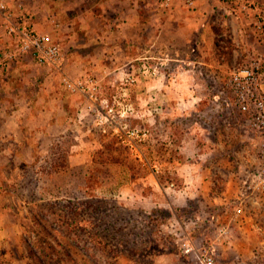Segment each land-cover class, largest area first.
I'll use <instances>...</instances> for the list:
<instances>
[{
    "label": "rangeland",
    "instance_id": "rangeland-1",
    "mask_svg": "<svg viewBox=\"0 0 264 264\" xmlns=\"http://www.w3.org/2000/svg\"><path fill=\"white\" fill-rule=\"evenodd\" d=\"M4 1L9 11L24 15L39 33L50 30V17L58 20L60 27L53 37L66 54L63 70L68 66L74 75H80L79 61L89 67L96 64L93 38L85 43L90 46L87 51L80 49L85 46L82 34L91 31V36L94 25H82L72 18L84 11L93 16V9L87 8L92 0H21L20 12L14 0ZM146 1L151 13H156L160 0ZM167 13L173 15V9ZM208 27L216 37L206 36L204 41L218 58L231 63L232 70L244 65L243 60L259 58L256 52L262 50L257 42L244 41L241 36L248 26L240 24L234 34L226 26ZM249 27L252 29L251 24ZM14 47L0 24V52ZM150 62L156 66L158 61ZM138 67L132 75L134 83L125 82L122 75L116 78V89L109 87L108 80L101 86L100 98L108 100L114 114L107 133L91 112L81 109L83 99L65 90L59 74L41 70L31 56L20 57L10 76L0 70V264H201L194 252L185 253L176 243L183 231L180 219L188 228L207 232L227 224L226 239L236 260L231 264H264V246H257L255 233L259 221L252 215L253 208L264 212V203L258 201L257 190L253 191L256 184L250 181V166L262 138L246 129L243 115L224 106L222 100L207 108L200 106L204 114L196 119L188 112L181 121L183 130L193 122L199 130V146L212 144L208 136L222 143L223 149L214 151V158L223 156V162L230 165L223 170L201 168L197 174L196 170L175 167L173 162L179 156L188 158L175 151L173 135L180 130L173 128L174 114L182 113V108L156 100L142 102L141 89L131 88L146 69ZM172 69L169 64L166 71ZM172 76L168 78L170 87ZM228 78L220 83L218 93H212L230 99ZM151 93L156 96L158 91ZM167 95L172 97L173 91ZM159 116L169 126L158 128ZM114 123L147 135L129 147L119 133H113ZM218 133L223 137L218 139ZM213 172L214 177L226 175V184L210 185ZM195 174L197 181L190 183ZM188 191L195 192L193 198L188 197ZM213 196L226 198L223 206L228 215L213 218L220 209L213 205ZM245 196L252 199L245 202L249 213L245 218L244 213L235 216L238 201ZM181 199L188 205L182 214ZM260 225L264 240V223ZM187 233L195 246L208 242L202 241L204 236Z\"/></svg>",
    "mask_w": 264,
    "mask_h": 264
},
{
    "label": "crops",
    "instance_id": "crops-1",
    "mask_svg": "<svg viewBox=\"0 0 264 264\" xmlns=\"http://www.w3.org/2000/svg\"><path fill=\"white\" fill-rule=\"evenodd\" d=\"M91 2L92 3H87V8L93 9V16H90L88 11H84V13H79L76 17H71L76 18L79 24L90 26L92 23L94 25L93 29H91V36L89 35L91 31L82 34L81 40H83V42L81 43L85 46H81L80 49H84V52L87 51L90 46L85 43L87 40L93 38L96 64L89 67L84 60L79 61V64L82 65L79 72L80 75H74L68 66V70H63L66 54L60 44L62 52L59 62V68L60 66L62 67L60 71L72 79L91 78L95 80V82L98 83L99 92H101V86L105 85V83L107 85V82H105L106 80H108L110 84L109 87L116 89V78L118 76L123 77L122 75L132 76L139 71L138 66L140 65L146 69H149V67L157 69L155 76L151 77L150 75L142 74L141 79L138 80L136 84L131 85V88L134 87V90L141 89L142 102L146 101L150 103V101L156 100L157 103L161 105L173 103L182 108V113L174 114L173 128L175 127V130H180L177 131L176 135H173L174 140H177L175 142V151H178L180 154L186 153L188 158L182 159L179 156L175 159L173 165L181 169L196 170V174L201 168H213L215 170L227 168V165L230 164L223 162L225 160L223 156L221 159H217L216 157L214 158L213 154L214 151L218 152V149H223L222 143L220 144L219 141L216 140V142L214 138L208 136L207 141L210 140L212 144L206 143L205 146H199L197 142L199 138L197 133L199 134V130H196L195 123L191 122L188 128L183 130L181 121L188 115V112L190 117L194 116L197 119L196 116L204 114L200 106H205L204 108H207L209 105L218 104L219 100H224L215 92L212 93V91L219 92L218 87L220 83L226 80L227 76L231 73V63H228L223 57L218 58L217 54H215V50H213L211 46L209 47L208 43L204 41V37L206 36H215L214 33L209 31V24H216L221 29H226L224 28L225 26L227 28L229 27L231 34L236 33L237 26L240 24H242L243 27L248 26L247 28H243L242 33L240 31L241 36H243L244 41L252 40L254 43L255 41L257 42V46L260 47V51L262 50V52L257 51L256 53L264 65V42L255 39L253 31L249 27V18L242 14L234 15L226 9L223 2L218 0H195L194 8L189 10L184 6L183 0H177V3H173L171 0L169 8L173 9V15H169L167 11L158 8V3L156 5L158 11L156 13H151L150 5L146 0H92ZM184 9H186V11ZM213 14H215V16H213ZM52 18L53 17H50L48 22ZM214 30L216 29L214 28ZM169 36L171 38L167 40ZM220 36L222 38V35ZM220 36H218V38H220ZM200 38L202 39L201 41ZM171 46L172 50L169 49ZM250 46L253 45L250 44ZM122 48H124V50H122ZM80 55L89 54L80 53ZM155 59L158 61L156 66L152 65L153 63L150 62ZM140 60L142 62H139ZM16 61H18V59L2 70L4 74L10 76L13 64ZM107 61L110 64H108ZM233 61L234 59H232V62ZM246 62L247 60H243L241 64H245ZM169 64L173 65L171 72L166 71ZM128 66L130 69L127 68ZM41 70L48 72L45 68H41ZM171 74L173 75L172 87H170L171 82H169L170 79H168L171 77ZM261 88L264 91V87ZM154 89H157L158 93L156 96H151V92H153ZM169 90L173 91L172 97L167 95ZM73 95L76 96V94ZM98 95L100 97V93ZM77 96L83 99L81 109L86 112L85 107L88 105V100L81 95ZM114 100L115 97H113V101ZM91 113L92 117L97 120L96 114L94 112ZM165 122L166 121H163L159 116L157 120L158 128L169 126ZM107 127V124L100 125L102 132H106ZM168 129H170V127ZM253 134L262 138L261 142L263 141V137L255 133ZM217 137L219 139V137L221 138L223 136L218 133ZM31 146L32 144L30 143L29 147ZM34 148H36V146ZM200 153H203V155ZM252 162L253 164L250 167H252L254 174L257 167V157ZM196 174L190 178V183L197 181ZM214 176H216V174L214 175L213 172L210 185L214 186V183H221L220 185L226 184V180L228 179L226 175L224 177L223 175L221 176V174H218L219 177ZM179 193H182V191ZM194 193L195 192L188 191V197L190 199L193 198ZM246 197L248 196L238 201V208L240 207L242 209L241 213H244L242 215L243 218H245V213H249V204H245V202L252 200L250 198L246 199ZM211 198L213 203H215L213 205L220 208L217 209V212L212 214L213 218H222L223 215H228L226 207L223 206L226 202V198L214 196ZM243 203L244 206H242ZM179 205L181 214L185 209H188L187 202L183 203V200L179 202ZM252 215L259 221V224L257 223L258 229L255 230V233H257V246L263 247V228L260 223H264V212L253 208ZM179 225L182 229H185V233L189 231L194 232V234L199 237L204 236V238H201L204 239L202 241H208L205 242L204 245H212L214 247L215 264L236 263L235 258L231 255V242L226 238L220 242H215L214 230L207 232V230H203L202 228L196 230L194 226L188 228L189 224H184L181 219L179 220ZM183 231L180 230V233L182 234ZM203 232H205V235L201 234ZM198 242L200 243L201 241Z\"/></svg>",
    "mask_w": 264,
    "mask_h": 264
},
{
    "label": "built area",
    "instance_id": "built-area-1",
    "mask_svg": "<svg viewBox=\"0 0 264 264\" xmlns=\"http://www.w3.org/2000/svg\"><path fill=\"white\" fill-rule=\"evenodd\" d=\"M15 1V9L23 10L21 0ZM223 2L226 9L234 15L242 14L249 18L252 25L254 37L264 42V0H218ZM195 0H183L188 9L194 8ZM171 0H160L158 8L167 11ZM0 22L7 37L15 42V47L0 52V70L15 60L29 55L40 68L47 71H54L59 74L61 85L71 94L81 95L88 100L86 111L94 112L99 125L113 123V109L107 100L99 97L98 83L91 78L72 79L68 75L59 72V62L62 52L60 44L54 39L53 34L59 29L57 20L51 19L50 30L37 32L32 28L31 23L24 15H14L8 10L4 0H0ZM155 69L142 70L144 75L155 76ZM130 75H125V82L134 83ZM264 65L260 58H250L244 65L234 68L226 82V89L231 95L230 99H224L223 105L236 108L243 115V123L246 129L264 138ZM115 124V123H114ZM113 133H119L129 147L135 146L147 135L138 129L128 128L125 125L118 127L116 124ZM253 191L257 190V199L264 203V139L261 142L257 154V167L250 179ZM251 189V187H250ZM242 209H236L235 216L241 213ZM182 234L177 235V244L185 253L194 252L201 264H215L214 247L212 245L195 246L185 229ZM229 234L228 226L217 225L214 229V240L220 242ZM258 264V262L254 263Z\"/></svg>",
    "mask_w": 264,
    "mask_h": 264
}]
</instances>
